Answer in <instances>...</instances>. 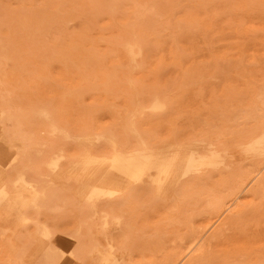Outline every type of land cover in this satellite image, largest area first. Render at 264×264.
<instances>
[{"label": "rangeland", "instance_id": "rangeland-1", "mask_svg": "<svg viewBox=\"0 0 264 264\" xmlns=\"http://www.w3.org/2000/svg\"><path fill=\"white\" fill-rule=\"evenodd\" d=\"M76 1L81 9L73 7L72 2ZM247 1L117 0V8L109 16L103 7H86L82 0H0V53L6 52L9 56L6 60L0 59V113L4 111L5 114L0 123V136L10 145L16 144L15 151L19 152L16 162L8 169L22 168L36 180L44 169L45 158L40 159L43 153V157H46L45 153L56 151L70 155L75 145L72 143L90 132L115 135L120 146L126 148L135 147L136 138L147 142L145 145L150 148L162 144L168 137L177 142L182 140L181 143L189 139L197 142L218 139L228 147L229 155L233 154L227 140H242V133L255 124L250 97L256 86L264 84V8L246 14L239 7ZM132 2L146 8L145 13L133 14L131 23L125 24V30L138 36L139 65L128 76L130 81L126 82L112 71L101 80L100 75L107 70L109 59H114L106 47L110 44L106 40L115 38L121 42L122 36L115 37L111 31L116 29L119 14L128 13ZM53 3L66 9L69 17L65 14V19H59L48 12L54 7ZM193 15H198L206 25L189 21ZM7 30L8 34H4ZM17 33L25 34L27 42L17 39ZM79 44L89 48L90 54L98 60L96 64L79 65L78 60L69 55L70 46L77 48ZM222 51L227 52L226 59L219 57ZM216 52L218 59L214 58ZM238 54H241L239 72L243 74L236 73L233 68L238 63L234 59ZM65 59L79 67V74L84 75L87 86L82 87L77 99L65 103L66 118L59 119V109L50 97L54 90L49 88L57 86L60 74L66 80L79 75L74 74L71 66H60V60ZM243 76H247L245 86L241 85ZM128 85L130 89L125 90ZM229 85L238 87L229 90ZM48 97L50 101H47ZM34 100L35 103L37 100L35 107L40 106L37 110ZM155 100L162 104L157 111L150 109ZM43 105L48 106L45 109ZM29 107L35 109L28 110ZM43 110L50 111L47 112L50 123L57 125L65 139L47 134L42 119H39ZM75 134L80 136L75 137ZM67 139L69 142L59 143ZM43 146L47 149L42 150ZM98 150L105 151L104 147ZM70 159L68 157V162ZM250 165L249 159L241 161L237 158L235 161L233 167L243 166L242 173L246 177L252 175L245 185L231 183L232 189L228 190L231 196L228 192L225 195V191L215 184L221 176H227L230 183L234 177L232 169L210 171L198 182L202 187L195 186L188 191L180 188L163 190L149 184L148 187L145 182L142 186L119 192L117 198L101 199L95 204L81 199L67 179L65 186L56 185L55 189L53 186L50 196L37 207L30 208L31 221L16 227L13 223L0 226V264H9L12 250L17 260L11 264H43V252L37 246L41 239L36 236L43 226L50 230L53 239H59L56 245L53 241L50 244L54 264H89L91 257H97L95 251L108 241L116 253L123 250L119 253H124L130 264H174L178 255L177 263L184 264L206 249L222 245L221 249L231 250L239 243L235 240L232 220L242 205L247 213L249 208H254L252 214L242 218L245 231L241 239L247 247L245 252L254 253L259 246L264 250V204H259V200L264 201L260 197L264 192V164L254 162ZM256 171H260L258 175ZM246 189L248 195L251 190V198L243 193ZM232 193L240 195L234 198L236 194ZM220 195L226 196L223 198L227 206L223 209L226 211L228 207V211L219 219L221 215L214 218L215 212L214 215L212 212L218 206ZM248 198L253 200L248 202ZM82 201L86 202L81 204ZM87 202L89 206H86ZM223 220L226 227L220 226L224 229L220 237L218 225L220 222L222 225ZM213 231L219 233L217 237ZM10 244L12 250L8 248ZM196 244L199 245L197 249ZM67 246L70 253L63 254ZM190 249L193 250L190 252Z\"/></svg>", "mask_w": 264, "mask_h": 264}, {"label": "bare ground", "instance_id": "bare-ground-1", "mask_svg": "<svg viewBox=\"0 0 264 264\" xmlns=\"http://www.w3.org/2000/svg\"><path fill=\"white\" fill-rule=\"evenodd\" d=\"M97 1L101 3H96L94 0H82V5L86 7H93V8L103 7L104 9H106L105 13L109 16L117 8V5H116L117 0H97ZM68 3L70 4L69 1ZM72 3H73L74 8L81 9V5L78 4L77 1L72 2ZM136 7L138 9H136ZM260 8H264V0H260V1L249 0L241 4L239 7V9H242L246 14L249 13V15H251L254 11L258 12ZM145 10L146 8L144 6H139L136 2H132L131 7L128 10L129 11L128 13L119 14L120 19L119 21H117L116 29L112 30L111 32L113 33L112 35H114L115 37L122 36V39H121V42L116 41L115 38L109 41L106 40L108 44L110 43L109 46H106V47L110 49L109 51L111 53V56L114 55L113 56L114 59L112 58L109 59L110 61L107 66V70H104L100 75L101 80H104L107 77L108 71H112L114 74L118 75L119 78L125 79L126 82L130 81L128 76L130 75L131 72H133V69L135 68V66L137 67L139 65V64L137 65V63H138V58L141 55V50H140V42L138 40V36L135 37L131 31L125 30V24L131 23L130 19H133V14L138 16L142 14V12L145 13ZM48 12L53 13L59 19H65L66 17L65 14H67L69 17L67 10L64 9L63 7H59L56 4H54V7ZM136 19L137 18H135L134 20ZM102 20L103 19H101L100 21ZM189 21L200 23L201 25H206L204 20L201 19L198 15L191 16L189 18ZM132 24H134V22H132ZM112 26L113 24H111V27ZM136 27L139 28L140 27L139 24H137ZM4 34H8V30L5 31ZM16 38L22 39L24 43L27 42V36L25 34L20 33L19 35L17 33ZM70 47L71 48L69 50V55L71 57L74 56L78 60L79 65H84L87 67V66H93L94 64L98 62V60L90 54L89 48H85L81 44H79L77 48H74L72 46ZM4 53H0V59L2 60H6L9 58L7 53L6 52ZM219 57L221 59H226L227 52L222 51ZM214 58L218 59L217 52ZM234 59L238 62L237 64L233 65L235 72L243 74L244 72H239L240 71L239 62L241 60V54H238L237 56H235ZM60 63H61L60 66L63 68H65L66 66L73 67L74 74H79V67L75 63L69 62V60H66V59L60 60ZM83 76L84 75L79 74V75H75L74 78L72 79L70 78L69 80H66L60 74V76L57 79V86H53L49 88L50 90H54V94L50 97L53 99L52 102L54 103V105L59 109V112H60L59 119L66 118L64 114V111L66 109L65 103H68V101L77 99L78 93L79 91L82 90V87L87 86L85 78ZM242 78L243 79L241 81V85L245 86L246 85L245 79H247V76H243ZM263 83H264V80H263ZM129 86L130 85L125 87L126 88L125 90H128ZM237 87L238 86H235V85L228 86L229 90L237 89ZM255 89L257 91H255ZM255 89H253V95H251L250 97V105L252 108L251 114L253 116L255 124L253 125L252 128H247L245 133H242L241 135L242 140L232 141V138L227 140L231 148L230 150H233V154L231 152L230 155H229V150L227 149L228 147H226L224 144H221V142H219L218 139H215V141H206L204 139H201L198 142L196 141V139L195 140L189 139L187 140V142L181 143L182 140H179L177 142L172 137H168L162 144L156 145L150 148V147H147L148 145L147 142L144 143L143 140H141L140 138L138 141L136 138L135 142H137L138 145L135 143L136 144L135 147L126 148V147L120 146V140L115 135H110V134L103 135V134H100L99 132L91 133L89 130L90 133H87L83 136L82 135L80 136V134L74 135L75 137L76 136H80V137L76 139V143L75 141L74 143H72L75 145L73 146L72 154L70 155H67L63 152L56 153L57 151L56 152L54 151L55 153L53 154L47 155L45 153L46 157H43L44 153L39 152L41 154L43 153L42 155L39 154V156L40 155L42 156L40 157V159L43 158L44 160L45 158L44 164L41 163L43 164L42 166H44V169L42 171V174L39 175L38 179L35 180L31 178V176H29L30 174H28L27 172H24V169L22 170V168L21 169L16 168L15 170L14 169L12 170V168L8 169L10 168L8 167L9 165L13 164L14 161L16 162V153H19V152L15 151L16 144L10 145L3 136H0V222H1L0 226L13 223L14 224L13 226L16 227V226H19V225H22L24 223L31 221L32 218L30 217V212H29L30 208L37 207V205L40 202H43V199H46L48 196H50L49 191L50 189H52L53 186H54V189L56 185L65 186L68 183L66 182L67 179H69L70 183H72V188L81 195V196L80 195H77V196H80L81 199L83 197L85 200L89 202L94 201L93 204L96 203L95 201H98V200L100 201L101 199L108 200L112 198H117V196H119L120 194L119 192L129 190L132 187L134 188L137 186H142L145 182L146 183L148 182L146 186L149 184L150 186H154L159 189H163V190L172 189L173 191L179 188L183 191L185 190L188 191V190L193 189L195 186L202 187L201 184H198V182L201 181L202 177L208 174L210 171H214L219 168H222L224 170L232 169L234 172V177L231 179L230 183L228 181L227 176H221L218 180V183L215 184L216 186H219L223 192L225 191L224 193L225 195L228 192V190L230 191L232 189V188L230 189L231 183L234 184L238 182L242 185H245V182L248 181L247 180L248 177L252 174L246 177L242 173V169H245L243 168V166L233 167L237 158L240 159L241 161L249 159V164L251 165L254 162L258 164L259 163L264 164V84L256 86ZM50 97H48L47 101L51 100ZM36 104H37V100H36V103L34 100V107L37 106ZM39 107H35L36 110ZM42 107L45 108L44 105ZM161 107H162V104H160L159 102L155 100L153 101L150 109L153 111H157L161 109ZM29 109H32V107L31 108L29 107L28 110ZM259 111L261 113H259ZM47 112L43 110L41 117L39 118V119H42V123L44 124L45 129H46L45 131L51 137L57 136V135L63 136V134H60L57 125L50 123L51 122L49 121L50 116L48 117ZM4 116L5 114L3 111L0 113V123L4 121V118H5ZM67 120L71 121V119L69 118H67ZM86 131L87 130L85 129V132ZM133 137L135 138V136ZM49 138L50 137H48V139ZM63 138L65 139L66 136L64 135ZM13 139H16V138L14 137ZM58 140H55V141L57 142ZM68 140L69 139L60 140L59 143L61 141H64L66 143V141ZM236 142H238L237 145H236ZM46 147L43 146L42 150L43 149L46 150L47 149ZM100 147H104L105 151L101 152L100 150H98V148ZM50 149L52 150V148ZM22 150H25V149L23 148ZM28 150H30V148H28ZM31 151H34V150L32 149ZM20 155L23 156V154H19V156ZM36 157H37V154H36ZM68 157H71L69 162H68ZM258 166H260L261 168L263 167V165H257V167ZM259 168L258 170L262 171V169H259ZM255 170H257V168ZM243 172L246 173L245 171ZM257 172L258 171H256V173ZM30 173H33V172L31 171ZM195 179L197 180L195 181ZM254 180H255V177H254ZM252 182L253 181H251V183ZM149 185L148 187H150ZM256 185L257 184H255V186ZM247 190L248 189H246L245 192L243 193L246 194ZM256 190H259V189H256ZM238 192H240V190ZM247 193H249V195L250 194L252 195L251 190L250 192L248 191ZM235 194H234L235 195L234 198H238L237 196L240 195V194L238 195L237 193ZM207 196L208 195H206V197ZM250 196L249 198H251ZM223 197H226V196L220 195L219 199L217 200L216 205L218 204V206L214 208L212 212L213 215L215 212L214 218H216V216L221 215V217H219L220 219L222 218V214L228 211V207L226 208L227 210L224 211L225 208L223 206L224 205L227 206L226 205L227 201ZM260 197H262V200H264V192L261 194ZM227 198L231 199L232 197L228 196ZM249 198H248L249 200L248 202L253 200V199L250 200ZM252 198H255V197H252ZM222 199L224 200L222 201ZM255 199L257 200V198ZM236 200L237 199L233 201L236 202ZM85 202L82 201L81 204ZM89 202H87L88 205L86 206H89ZM234 202L232 203L230 202V203L234 205L233 204ZM260 203L262 205V203L264 204V201L259 200V204ZM214 205L215 203H213V206ZM248 205H250V203H248ZM257 206L260 209L262 208L260 207V205H257ZM248 207H245V208H248ZM239 208L240 209L236 210L234 213V215L237 217L234 220L231 219L232 225L234 226V234L236 238L235 240H237L239 243L235 244L231 250L221 249L222 245H219L217 247H212L211 249H208V250L206 249V251H202L201 254L195 257V259L190 260L189 262H186L184 264H264V250L262 249V247L261 246L256 247L254 253H251L250 251L245 252L247 250V247L245 246V244L243 243L241 239L245 231L242 225V218H246L250 214H252V211L254 210V208H251V209L249 208L248 213H247V210L244 209L243 205L239 206ZM38 209H41V208H38ZM208 211L211 212L212 209L211 210L209 209ZM89 214L90 212L88 213V215ZM223 215L225 216V214ZM231 215H233V213ZM94 216L91 217V219H93ZM208 216L206 217V219L207 218L209 219ZM91 219L89 222H91ZM223 219H227V218L224 217ZM86 220L88 221V219ZM108 220L110 219L108 218ZM216 220H218V218ZM35 222H37V220H35ZM223 224H224V227H223ZM225 224H226L225 220L222 221V225L220 222V225H218L219 227L218 230L220 229V226L225 228L226 227ZM107 227H105V229H107ZM216 229L214 231H218ZM230 229L232 228L230 227L229 230ZM201 230H203V228ZM221 230H224V229L221 228L219 230L220 237L222 234ZM105 233H106V230H105ZM87 234L89 235V232H87ZM87 234L85 233V235ZM218 234H219L218 232L217 233L214 232L213 235H216L217 237ZM10 236H13V235H10ZM36 236L41 239L40 240L41 242L38 243L37 246L43 252L41 256L42 263L43 264H54L55 259L53 260L50 256L51 254L50 252L52 250L50 244L52 241L54 242L53 244L59 243V239L58 238L53 239L52 238L53 236L51 235L50 230L47 229L46 226H43L42 228H40L39 231L36 232ZM75 236L77 235L75 234ZM212 239H214V236H212ZM7 241L10 242V239L8 238ZM210 241H211V238H210ZM205 243L207 244V242ZM198 246L196 244V249ZM206 246L207 248H209L208 245ZM8 248L12 250V244H10ZM120 250H117L118 253H116V251L114 250L113 244L110 241L105 242V243L103 242V247L100 250L95 251L97 252L96 253L97 257L95 259L91 257V259L88 262L89 264H130V260L125 255H123L124 253L122 255L121 253H119ZM191 250L193 249H190V252ZM121 251L123 252V250ZM69 253H70V249H69V246H67L64 248L63 254H69ZM13 254H14V250H12V255ZM12 255L8 260L9 264L17 260L15 255L13 256ZM178 256L176 257H177V260L179 261L180 257L178 259ZM242 256H245V259L242 258ZM177 262L174 264L179 263Z\"/></svg>", "mask_w": 264, "mask_h": 264}]
</instances>
